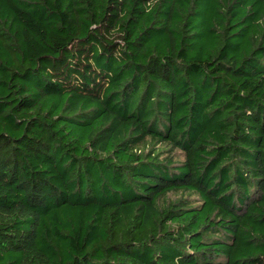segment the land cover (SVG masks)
<instances>
[{"label": "trees", "instance_id": "trees-1", "mask_svg": "<svg viewBox=\"0 0 264 264\" xmlns=\"http://www.w3.org/2000/svg\"><path fill=\"white\" fill-rule=\"evenodd\" d=\"M0 264H264V0H0Z\"/></svg>", "mask_w": 264, "mask_h": 264}, {"label": "rangeland", "instance_id": "rangeland-1", "mask_svg": "<svg viewBox=\"0 0 264 264\" xmlns=\"http://www.w3.org/2000/svg\"><path fill=\"white\" fill-rule=\"evenodd\" d=\"M170 197L173 198V197H175V195L174 194H170Z\"/></svg>", "mask_w": 264, "mask_h": 264}]
</instances>
